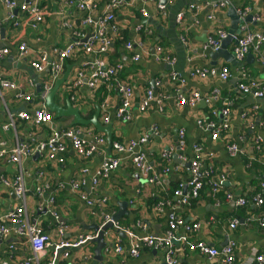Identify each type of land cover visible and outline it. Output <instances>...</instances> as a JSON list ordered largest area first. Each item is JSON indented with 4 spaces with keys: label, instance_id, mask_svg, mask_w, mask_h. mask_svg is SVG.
<instances>
[{
    "label": "crops",
    "instance_id": "0c3cea01",
    "mask_svg": "<svg viewBox=\"0 0 264 264\" xmlns=\"http://www.w3.org/2000/svg\"><path fill=\"white\" fill-rule=\"evenodd\" d=\"M218 1L186 0L169 3L166 7V16L158 13L155 2H150L145 5L151 15V21L147 24H142L145 21H142L143 19L138 11L139 4L127 8L116 17L117 23L124 27L128 34V41L134 39L137 35L140 37V32L145 34L144 31L146 30L149 32L151 30V34L145 35V40L140 37V40L147 45L149 56H142L138 63L131 61V56L136 51L129 52L124 48L119 49L118 56L115 55L114 51L109 56V63L120 62L123 64L124 69L120 77L132 87L133 91L130 120L121 123L112 119L109 123L112 124V142L128 143L131 140L140 138L151 127H154L151 135H148L146 145L140 148V152L157 173H161L156 170L160 164V159H162L161 153L166 149L173 148L170 162L166 163L170 170L164 173L157 183L144 182L143 177L134 165L126 160L128 159L125 158L126 155H123L119 167L109 173L106 178L99 179L97 187L92 189L91 177L97 172L105 158L115 156L112 149L109 152L107 151V142L103 150L100 148V151L88 158L78 157L68 148L65 163L62 165H54L37 157V155L26 158L22 162L23 171L26 172L24 186L31 199L29 209H32L35 201L40 200V197L35 196L34 191L39 187L48 186L44 189L41 199H47V196L54 198V203L50 209L58 215L60 222L65 225L63 238L68 242L76 241L79 236L96 233L95 226L100 228L103 221L101 212L98 209L88 206L79 198L78 194L73 193L67 187L61 188L60 184L82 177L84 182L81 191L86 193V197L92 200L106 199V210L110 215H114L120 210V203H127L124 214L119 220L122 225L119 230L125 238L123 239L114 230L105 235L104 241L108 245L110 244V247L106 249L111 251H103L104 261L101 264H165L164 252L161 249L140 246L138 255L136 257L130 256L129 251L132 240L125 231L128 230L132 233L138 241L150 236L159 237L166 229L170 213L180 216L184 223L199 224L198 230L188 235L186 242L182 240L183 231L181 228H178L174 233L173 247L184 246L182 252L177 255L178 264H217L215 259L211 260L198 251H190L188 245L195 242H202L217 249H221L232 242L235 246L233 264L248 263L255 254L264 256V230L258 227L256 221L258 213H260L259 209L257 210L258 207L251 205V207L240 208L233 202H227L224 199V192L231 193L235 200L239 197H250L257 190V183L255 182H259L264 177V157L261 155L264 151V95L261 98H256L251 94L239 93L237 90L241 71L251 81L264 85V68L259 63L254 46L248 48L242 61L235 60L233 63H228L225 59L219 57L215 64H212L213 60L210 54L218 52L221 44L218 51L205 48L208 37L214 35L216 31L221 29L228 33L231 29L230 10H234L237 16L240 12L244 13V20L251 16L252 21L244 22L245 26L251 32L263 35L264 2L263 0H225L223 7L208 10L213 2ZM157 2H161V0H157ZM42 4L46 15L39 30L35 32H31L29 29L18 30L19 37L13 41L9 39L6 43H3L7 45L5 48L10 51V54L0 62V74L9 79H18L20 69H23L24 65L16 59L17 42L15 41L17 39L27 40L33 50L47 49L53 44L63 45L69 40L64 32L66 29L64 25L68 23L67 20L73 21L78 18V13L75 9L72 10L65 5H60L56 0H42ZM191 4L199 6L200 10L186 13L182 24L177 25L174 21L176 14L185 11ZM210 14H213V19L208 18ZM4 16L5 8L0 3V19ZM138 25L141 27H136ZM240 26L241 24L238 25L236 32L239 31ZM135 30L140 32L136 35ZM8 34L9 31L7 30L5 35L7 38ZM181 37L185 40V44ZM1 44L2 41H0ZM159 45L163 47L167 54L176 58V69L184 81L181 94L186 98L192 92L199 94L200 101L194 107L177 106L173 94L174 87L167 75L168 70L156 51V47ZM233 48V42L226 44L225 49L232 56ZM248 53H250L251 59H246ZM91 60L92 57L82 51L76 57L67 60L64 63L65 68L67 65H73L69 82L75 71L82 69L83 65ZM221 67H226L229 70L231 77L228 81L222 82L216 75L211 74H207L205 77L192 76L194 70H206V73H209L211 69L219 71ZM89 71L90 69H86V74L90 73ZM45 72L37 74L33 78L39 81L46 74ZM234 77L236 78L235 83L232 81ZM156 82L160 83L159 87H155ZM20 83L26 92L32 89L29 82H24L22 78ZM70 88L66 91L69 95L68 98H74L73 106L78 107L84 117L90 111L91 106L94 105L93 92L83 87ZM149 88L154 90L155 95L161 93L170 97L163 104L162 112L158 111L155 100L150 103L146 111L140 112L138 110L140 98ZM214 90L219 93V100H221L222 105L228 107L230 111L226 140L221 135L213 141L211 130L204 125L199 126L197 124V121L201 118L210 121L209 111L212 108V103L208 105L205 100L209 99ZM106 91L107 94L104 98H107L108 113L111 117L119 106V97L114 89L109 90L106 88ZM10 93L6 92L3 95L6 97L8 106L14 108L20 104V101L17 102L14 97H11ZM33 94H36L35 88ZM227 98L230 100H224ZM60 99L62 104H57L65 107V100L61 97ZM214 110L217 115L214 116L213 122L218 124L221 118L220 109ZM102 114L104 113L100 112V122ZM4 120L0 106V127ZM70 123L71 119L54 120L53 122L56 131L69 128L81 129L88 143H93L94 137L101 135L106 140V134L98 132L93 127H71ZM50 131L49 127L45 125L30 128L28 123L17 121L15 130L10 129L3 132L0 128V136L9 140L10 144L15 137L24 142L34 143L41 139L39 137L49 134ZM179 131L183 132L184 140V147L181 151L175 148ZM255 138H260L263 142L260 153H257L253 148ZM232 143L241 148L244 153L235 157L230 156L226 147ZM193 145H200L208 159L211 156L209 163L215 171H226L227 175L223 176V185L219 189V192H221L219 197L218 194H212L209 186L204 185L197 199L190 201L189 205H178V198L173 193L177 189L183 192L188 191L189 167L187 164L192 159L191 148ZM35 156L36 159H34ZM254 162L263 169L250 172ZM15 170H17V165H10L5 160L0 161V217L19 204L18 199L13 194L12 187L6 186L2 182V178L11 180ZM164 197H168L172 204L176 203L175 210L166 209L161 215L155 214L153 211L155 204H150L149 199H162ZM35 212L30 211V222L35 219L36 223L50 235L52 242L55 241L57 230L55 222L50 216L51 214L37 216V212ZM231 220L238 222L234 229L229 227ZM138 222L145 225V230H140L137 227ZM9 227L14 230L13 225L9 224ZM11 244H14L15 251L13 252L12 261L9 263L7 254L8 247ZM116 245L122 247V252L119 254L114 252ZM94 247L95 245L87 244L84 247L69 251L70 255L66 263L79 264L85 262V257L89 255V252L94 255ZM48 255L52 256V250L49 251ZM30 256L29 247L23 243L22 238L15 234L9 237L0 235V263L22 264L21 262ZM88 263L92 264V261L89 260Z\"/></svg>",
    "mask_w": 264,
    "mask_h": 264
},
{
    "label": "built area",
    "instance_id": "2783aa9c",
    "mask_svg": "<svg viewBox=\"0 0 264 264\" xmlns=\"http://www.w3.org/2000/svg\"><path fill=\"white\" fill-rule=\"evenodd\" d=\"M61 1L62 5H65L69 9H75L78 13V18L73 21H68L64 27L68 28V32L71 33L69 40L63 44V46H51L43 50H33L30 44L25 39H17L16 46V59L22 63H28L31 69V77L25 75L23 69H20V77L24 82H29V86L32 88L28 92L25 91L23 85L20 83L21 78L9 79L4 75L0 74V106L4 122L1 125V130L7 132L10 129L15 130L16 122L21 121L28 123V127L46 126L51 130L49 134L44 135L40 140L34 143H28L21 141L18 137H15L14 141L11 142L6 140L5 137L0 136V161L5 160L8 163L17 165V170L13 174L11 180L2 178V182L6 186H11L13 194L18 199V205L7 211L2 217H0V235L9 237L12 234L23 239V243L27 244L30 250L31 256L22 261V264H72L66 263L69 258L71 250L75 248H81L88 244L89 240L96 236L94 234H87L79 236L76 241L68 242L63 238V231L65 225L60 222L58 215L51 211L50 207L54 203V198L47 196V199H41L44 194V189L48 186L39 187L35 192V196L40 197V200L35 201L32 209L31 199L28 196V191L25 188V176L26 172L23 171L22 162L26 158H31L33 155H37L41 159L47 160L54 165H62L65 163L66 152L69 149L73 151L78 157L88 158L93 154L103 150L106 146V140L97 136L94 137L93 143L86 142L84 138V132L81 129H63L56 131L53 124L54 117L51 112L44 105V97L47 92L51 89L53 83L58 80L65 72L64 63L73 58L76 53L80 51L90 55L91 61L86 62L83 68L75 71L72 79L67 81V89H76L83 87L90 92H94L95 89L102 85H107V89H114L115 93L119 97V106L114 111L113 116H109L107 98L105 97L100 104V112L102 114L101 122L106 125L114 119L117 122H127L131 118L130 107L133 99L132 87L122 82L118 78V74L123 71L124 66L120 62H116L111 65L108 63L106 57L111 55L114 51V42L121 38V31L124 27H121L116 17L118 14L126 10L127 8L140 5L138 11L140 16L145 21L142 24H147L151 21V15L145 8V5L150 2H155L157 11L160 15L166 16V7L169 3L176 1L186 0H164V2H157V0H106L103 5L99 3V0H58ZM42 0H0V3L5 8V16L0 19V29H5L4 38L1 37L0 41L6 43L9 39L13 41L19 37L18 30L29 29L31 32L39 30L40 26L44 23L45 19V8L41 6ZM264 2V0H263ZM225 0H219L213 2L208 10H215L223 7ZM200 10L199 6L193 4L189 5L185 11H180L176 14L175 22L177 25H181L185 18L186 13H191ZM244 13L240 12L238 15L241 20V26L239 31L231 35V41L234 44L233 56L235 60L242 61L250 46H254V51L257 53L260 65L264 68V34L253 33L247 29L244 24ZM164 18V17H162ZM209 19H213V14H210ZM78 26H82V29L76 30ZM246 23V22H245ZM141 27V26H136ZM9 31L8 38L5 36L6 31ZM139 30H135L136 35ZM146 35L151 34L148 30L144 31ZM148 33V34H147ZM228 33L224 30H218L214 35L208 37L205 48L218 51L221 42L226 39ZM181 40L185 44V40L181 37ZM4 45V44H3ZM0 46V62L7 58L10 51ZM123 48L129 52L136 51L131 56L133 63H138L142 56L148 57L147 45L140 40L137 35L134 39L126 42ZM157 54L161 60L164 61L165 66L168 70L167 75L173 85V94L176 98L177 106L179 107H194L199 101L200 96L196 92H192L188 98L181 94V88L184 85L183 78L180 76L176 69V58L167 54L163 47L159 45L156 47ZM158 60L156 57H154ZM86 69H90V73L86 74ZM46 71V72H45ZM46 73L39 81L34 80L33 77L37 74ZM72 74V73H71ZM192 74V72H191ZM190 74V75H191ZM192 76H203L207 74L216 75L222 82L228 81L231 77L229 70L226 67H221L219 71H213L209 73L206 70H194ZM32 78V80H29ZM240 83L237 85V90L243 94H251L256 98H261L264 95V85H260L256 81H251L246 77L243 71L240 72ZM40 85V94L34 95L35 85ZM159 82L155 83V87H159ZM11 92V97L20 101V104L14 108H11L7 104L4 93ZM69 99L74 101V98ZM170 99L169 96L163 94H154L152 88L147 89L143 96L140 98L138 104V110L144 112L147 110L150 103L155 100V105L159 112L163 111V104L166 100ZM219 100V93L215 90L205 102L209 105ZM211 115L216 113L215 110L211 111ZM220 121L215 123L212 120L207 121L203 118L197 121L199 126H205L211 130L212 140L215 141L221 135L223 139H227V130L229 127L228 117L230 111L228 107L224 106L219 110ZM209 120V119H208ZM151 127L147 132L136 140H131L128 143L122 144L119 141L112 142L111 149L115 153L114 157L105 158L101 163L97 172L91 177L93 184L92 189L97 187L98 180L106 178L109 173L116 170L121 163V156L126 155V160L130 161L138 173L143 177L144 182L149 184L157 183L160 177L169 172L168 166L157 173L152 166H150L143 154L140 152V148L145 146L148 141V135L152 133ZM34 134V133H31ZM69 143V145H67ZM262 141L260 138L254 140V150L259 152L261 149ZM184 147L183 132H178V141L175 146L176 150L181 151ZM230 156L235 157L244 151L239 148L236 144L232 143L226 147ZM173 148L166 149L161 153V158L165 163H169ZM104 152V151H103ZM192 159L189 161V174H188V191L183 192L180 189L174 191V196L178 198V205H189L190 201L195 200L199 197L200 191L204 185L209 186L213 195L219 193L221 185H223V176L227 175L226 171L217 172L215 171L210 162V158L204 154L203 148L200 145H193L191 148ZM182 159V158H181ZM177 167V166H175ZM85 172V171H84ZM204 179V180H203ZM84 179L77 178L67 183L60 184L61 188H66L73 193L78 194L79 198L85 202L88 206L98 209L102 215V224L111 221L112 215L107 212L106 199L92 200L86 197V193L81 191ZM260 187L264 188V182H260ZM224 199L227 202H233L237 207L246 208L248 206L260 207L263 203L262 196L259 193L246 198L239 197L236 200L233 198L231 193L224 192ZM176 203L172 204L170 201L165 199H159L153 207L155 214L161 215L166 209L175 210ZM30 211H36L37 216L41 214L50 213L51 217L55 222L57 230L56 240L52 242V238L48 235L42 227L36 223L35 219L33 222L29 220ZM35 212V213H36ZM42 212V213H41ZM113 214V213H112ZM258 227L264 230V214L257 216ZM9 224L13 225L14 230L9 227ZM238 224L237 221L231 220L229 227L234 229ZM100 225V226H101ZM114 229H119L118 223H113ZM137 227L140 230H145V225L138 222ZM178 228L183 231L182 240L186 242L188 235L198 230V223H184V221L176 214L170 213L167 219V226L165 231L159 237H147L136 240L135 236L128 230L125 232L128 234L132 242L130 243L129 255L136 257L138 255L139 247L146 246L152 249H161L164 252V263L165 264H178L177 255H179L184 246L174 248L172 241L174 239V233ZM108 235V233L106 234ZM190 251H198L201 255L208 257L209 259H215L217 264H233L234 263V251L235 246L232 242L221 249H217L208 246L202 242H195L188 245ZM52 250V256L48 255L49 251ZM106 252H110V249H105ZM15 251L14 244L8 247V258L9 263L13 259V252ZM114 252L119 254L122 252L121 246H115ZM93 255L89 252L86 255L85 262L79 264H90L89 260L92 261ZM0 264H8L3 262ZM242 264H264V256L261 254H255L248 263Z\"/></svg>",
    "mask_w": 264,
    "mask_h": 264
},
{
    "label": "water",
    "instance_id": "95a60500",
    "mask_svg": "<svg viewBox=\"0 0 264 264\" xmlns=\"http://www.w3.org/2000/svg\"><path fill=\"white\" fill-rule=\"evenodd\" d=\"M161 2H164V0H161ZM229 13H230L229 17L232 19V27L228 31L227 38L221 42L220 50L216 53L210 54V57L213 60L212 64H215V61L219 57L225 59L228 63H233L235 61L233 56L230 55L228 51H226L225 47L228 42H232L231 35L236 33L238 25L241 24V20L239 16H237L234 10H230ZM251 19H252L251 16H249L244 20V22L246 23L251 22L252 21ZM4 33H5V29L1 28L0 34L2 38H4ZM0 46L3 47L4 45L1 44ZM247 58L248 59L252 58L250 53L247 54L246 59ZM72 69H73V65L66 66L65 72L62 74V76L58 80H56L53 83L51 89L45 95L44 105L48 109V111L53 114V117L55 120L71 119V123H70L71 127L90 126V127L95 128L98 132L106 134L107 151L109 152L112 147V134H111L112 124H107L105 126L100 122L99 106L96 105L95 113L93 114V116L89 119H86L82 116L80 109L76 106H73L72 101L69 98L65 100V107H62L55 102V96L57 95L60 87L67 83L70 77V74L72 72ZM232 81L235 83L236 78L234 77ZM40 91H41L40 85L36 83L35 85L36 95L40 94ZM36 158L37 157L35 156L34 159ZM262 179H264V177ZM11 196L13 197L14 195H11ZM126 206H127L126 202L120 203L119 204L120 210L116 214L112 215L111 221L104 223V225L100 228L95 226L94 229L96 230V236L90 239L88 242V244L95 245L94 250H93L94 255H93L92 264H101L104 261L103 251L107 247H110V244L108 245L104 241L105 235L113 229V223H119L121 216L124 214V208ZM114 231L119 233V236H121L123 239L125 238L124 234L119 229L114 230Z\"/></svg>",
    "mask_w": 264,
    "mask_h": 264
},
{
    "label": "trees",
    "instance_id": "16d2710c",
    "mask_svg": "<svg viewBox=\"0 0 264 264\" xmlns=\"http://www.w3.org/2000/svg\"><path fill=\"white\" fill-rule=\"evenodd\" d=\"M60 5H62V3H61V1H58V0H56ZM106 0H99V3L101 4V5H103L104 4V2H105ZM41 6H43V4H42V2H41ZM78 20H79V17H78ZM78 20H77V27H76V30H81L82 29V26H78ZM150 23V22H149ZM68 28H66L65 30H64V32L66 33V35H67V37L69 38L70 37V35H71V33L70 32H68ZM146 34H144L143 32H140V37L142 38V40H145L144 39V36H145ZM183 36H184V34H182ZM126 42H128V34H127V32H126V30L125 29H122V31H121V38L119 39V40H116L115 42H114V52H115V55L116 56H118V51H119V49L120 48H122L123 49V45L126 43ZM64 44V43H63ZM51 46H57V47H60V46H63L62 44H53V45H51ZM50 46V47H51ZM79 53H76V55H78ZM76 55L74 56V57H76ZM110 56V55H109ZM109 56H107L106 57V59H107V61H108V63H109ZM116 63V62H115ZM115 63H111L110 62V64L111 65H113V64H115ZM24 71H26V73L24 72ZM23 72H24V74L25 75H28L29 77H31V69L29 68V65H28V63H24V65H23ZM122 72V71H121ZM121 72L118 74V78H119V80L120 81H122V82H124L123 81V79H121ZM30 80H32L33 81V79L35 80V78H29ZM106 88H107V85H102V86H100L99 88H97V89H95L94 90V92H93V98L95 99V102H94V105L93 106H91V109H90V111L88 112V114H86V115H84V117L85 118H90L91 116H92V114L94 113V106L95 105H97V106H99L100 105V103L102 102V100H103V98H104V96L107 94V91H106ZM230 99H231V97H229ZM229 98H227V99H224V100H230ZM222 107H224V105H222V102H221V100H218L217 102H215V103H212V108L210 109V111H209V119L210 120H212L213 121V119H215V117L214 116H216L217 115V113H215L214 115H211V111L212 110H214V109H221ZM113 141V140H112ZM261 152V150L259 151V152H257V153H260ZM261 155H263V157H264V151L261 153ZM253 167L251 168V170H250V172H255L256 170H258V169H263L259 164H257L256 162H254L253 164ZM167 167V164L165 163V161H163L162 159H160V164H159V166H158V168L156 169L158 172H161L163 169H165ZM204 180V179H203ZM260 182H264L263 181V179H261L259 182L258 181H256L255 183H257V190H256V192L257 193H259L261 196H262V200H263V203H262V205L259 207V208H257V210L259 209V212L260 213H262V214H264V188H262V187H259L258 186V184H260ZM256 192H254V193H252V195H254ZM220 194H221V192H219L218 193V197L220 196ZM251 195V196H252ZM162 199H165V200H168V201H170V202H172L170 199H168V197H164V198H162ZM159 199H153V198H150L149 199V203L150 204H156L157 203V201H158ZM251 207V206H250ZM177 215V214H176ZM178 216V215H177ZM180 217V216H179ZM181 218V217H180ZM119 225L120 226H122L120 223H119Z\"/></svg>",
    "mask_w": 264,
    "mask_h": 264
},
{
    "label": "rangeland",
    "instance_id": "374dc122",
    "mask_svg": "<svg viewBox=\"0 0 264 264\" xmlns=\"http://www.w3.org/2000/svg\"><path fill=\"white\" fill-rule=\"evenodd\" d=\"M68 89H67V83L64 84L63 86L60 87L57 95L55 96V102L58 103V104H62V101L60 99L63 98L64 100H66L68 98V93L66 92ZM43 220H45V218H43Z\"/></svg>",
    "mask_w": 264,
    "mask_h": 264
},
{
    "label": "clouds",
    "instance_id": "9594fccd",
    "mask_svg": "<svg viewBox=\"0 0 264 264\" xmlns=\"http://www.w3.org/2000/svg\"><path fill=\"white\" fill-rule=\"evenodd\" d=\"M72 73V72H71ZM104 99V98H103ZM103 101V100H102ZM101 104V103H100ZM100 106V105H99ZM100 108V107H99ZM259 214H261V213H258V215ZM103 225H101L100 227H102ZM112 230H117V229H114V227H113V229ZM235 252V251H234Z\"/></svg>",
    "mask_w": 264,
    "mask_h": 264
}]
</instances>
